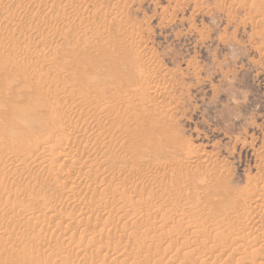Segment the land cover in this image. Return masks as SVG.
<instances>
[{"label": "rangeland", "instance_id": "rangeland-1", "mask_svg": "<svg viewBox=\"0 0 264 264\" xmlns=\"http://www.w3.org/2000/svg\"><path fill=\"white\" fill-rule=\"evenodd\" d=\"M42 3L44 4L41 5ZM66 3L69 6H66ZM0 49V194L4 197L0 196V264H46L44 262H47L48 258L52 259L51 256L54 259L51 261L57 262L55 264H130L132 259L137 258L139 259L133 261L134 264H145V260H149L146 261L147 264H176L179 258L181 263L179 261L177 264H187L192 257L194 259L190 261L191 264H218L224 261L223 264H244L240 259L244 250H251V253L254 250L253 263L250 261L254 264L256 259L264 256V205H259V208L253 205L256 199L261 200V204L264 203V0H0ZM7 51H10L9 54ZM25 64L26 68L30 65L29 69L27 68L29 71L24 68ZM2 66H6L5 70ZM16 69L18 75H14ZM39 72L45 73L40 75ZM37 79L40 84L36 82ZM33 84H39L38 88ZM44 96H48L49 103ZM143 97L148 100L144 98L146 103ZM78 98L82 99L83 104L82 101H77ZM26 101H30L32 105L36 104L34 107L38 110L37 113L41 112L37 115L41 118V127L45 126L39 128L46 129L44 134H47L43 135L42 131L38 130L40 136L36 135L37 139L31 136L32 132L24 134L28 138H24L28 144L21 138L16 140L19 129L14 122L16 117L13 108L22 107ZM37 101L41 105L46 101L47 103L40 106ZM53 101H57V106ZM84 103H87V106ZM93 104L94 106L90 107ZM82 105L86 106V113ZM100 105L103 106L101 112L94 111L97 106L100 108ZM111 106H115L116 110ZM105 107L117 111L116 113L121 112L124 118L119 120L121 113L115 114V111L110 110L108 112ZM51 109L55 110L56 113L53 110V114L58 118L64 114L60 116V121L57 117L54 122V118L51 120ZM103 115H112V120L114 121L115 117L117 121L112 122L110 117L105 118ZM63 118L67 119L64 121ZM10 119L11 123H16V128L14 123L12 124L15 130L12 129ZM78 119L81 121H77ZM102 119L105 120L102 121L103 125ZM91 122L94 123L89 125ZM59 125H62L64 134L58 130L61 128ZM98 125H102V129L105 125L106 128L101 130L99 127L97 130ZM6 126L11 128L6 129ZM80 126L84 129H80ZM49 127H53V130ZM54 131L58 133L53 134ZM33 133L35 135L36 131ZM41 135L45 136L43 139H47L43 140ZM49 135L54 141L57 139L58 144L63 142L65 136V143L57 145L59 148L56 149L57 141L50 142ZM12 139L16 143L11 142ZM47 140L52 144L44 145ZM20 142L24 143L19 144ZM31 145L41 148L38 149L40 152L36 150V146ZM15 147L17 157L14 155ZM50 147L56 150L49 151ZM44 148H47L48 152ZM4 150H10V153ZM58 151L63 152L64 156L68 154V158L53 156ZM31 153H35L39 158ZM49 154H53V157ZM28 155L35 160H31ZM7 156L12 158L13 162ZM1 161L6 162L3 164ZM13 164L14 168L6 167ZM50 172L54 173L55 180H58L63 172L64 176L58 180L59 184L57 182L54 185L56 181L49 177ZM56 173L59 175L56 176ZM46 177H49V181ZM18 186H21V189ZM71 189L75 190L76 195ZM250 190V198L256 197L251 201L249 196L245 197ZM2 192L14 195H9L12 197L9 198ZM70 199L78 203L73 204ZM244 204H248L246 207L250 205L249 209L245 210ZM141 206L148 207L144 215L138 214ZM149 207L153 209L152 212ZM136 212L138 215H135ZM157 212H160V216ZM68 213L75 214V217L72 214L69 216ZM42 214L46 217L41 218ZM126 216L129 219L136 216L137 219L126 221ZM176 216L180 218L177 219ZM120 217L123 220H120ZM230 217L234 219L231 220ZM33 218L40 219L39 221L42 219V223L39 222L41 225L38 226V220L33 221ZM199 218L208 222L200 220L198 223ZM64 219L67 221L63 223ZM212 219L220 221L217 220L216 223ZM136 220L144 222L145 227ZM236 220L238 223H235ZM249 220H254L251 225ZM195 221L197 224L203 222L204 224L200 225H205L209 235L202 234L200 231L205 232L206 229L202 230L204 227L196 226ZM255 221L261 225L254 223ZM128 222H131L132 228ZM148 222L153 224L147 225ZM16 224L21 228L19 231ZM137 224L138 228L142 229L143 226V229L136 231ZM175 225H180L179 229L182 230H175L178 229ZM218 225L222 230L219 228L216 232ZM248 225L249 228L257 230H248ZM53 226L54 229H51ZM225 226L231 231L226 230ZM212 229L214 230L211 231ZM224 231H229V234L223 233ZM232 231L237 232L235 234L238 236L232 234ZM53 232L56 233L53 235L59 234L65 240L60 238L61 236L54 238L56 240L49 239ZM240 232H243L244 236ZM249 232H252L251 235ZM195 233L199 236L194 237ZM151 235L157 241L150 242ZM157 235L163 236L160 241ZM222 235L225 237L220 238ZM209 236L212 238H208ZM1 237L9 240L2 244L4 239ZM230 238L235 239V242L239 239V246L236 244L230 249ZM255 238H258L257 244L254 242L257 241ZM36 239L41 240L39 242ZM145 240L151 244H144ZM192 242L194 246L191 245ZM226 243L228 246L225 247ZM179 245L186 253L181 251L180 254ZM245 247H249V250ZM161 248L165 254L160 252ZM151 249H156V252L159 251L164 257L154 251L149 253ZM196 249L200 251V259L196 257L199 255L197 252L193 255ZM256 249L261 253H256ZM229 251H237L236 254L241 252L232 263L224 260ZM166 253L171 255L170 258ZM204 253L207 258H204ZM186 254L190 257L189 261ZM257 254L261 256L258 255V258ZM210 258H213V261ZM37 259L40 260L39 263ZM203 260L205 261L201 262ZM52 262L48 264H54Z\"/></svg>", "mask_w": 264, "mask_h": 264}, {"label": "bare ground", "instance_id": "bare-ground-1", "mask_svg": "<svg viewBox=\"0 0 264 264\" xmlns=\"http://www.w3.org/2000/svg\"><path fill=\"white\" fill-rule=\"evenodd\" d=\"M17 1H18V0H17ZM62 2H63V1H62ZM57 3H59V2H57ZM43 4H44V3H42L41 5H43ZM54 4H55V3H54ZM54 4H53V5H54ZM67 4H68V3H66V6H67ZM53 5H52V6H53ZM55 5H56V4H55ZM60 5H61V4H60ZM60 5H59V6H60ZM45 6H46V2H45ZM45 6H43V7H45ZM56 6H57V5H56ZM56 6H54V8H55ZM59 6H58V7H59ZM66 6H65V7H66ZM68 6H69V4H68ZM46 7H47V6H46ZM46 7H45V8H46ZM58 7H56V8H58ZM41 8H42V6H41ZM45 8H43V9H45ZM61 8H62V7H61ZM63 9H64V8H63ZM38 10H39V9H38ZM40 12H42V11L40 10ZM9 48H10V47H9ZM27 48H28V47H27ZM12 49H13V47H12ZM16 49H17V48H16ZM28 49H29V48H28ZM35 49H36V48H35ZM8 50H11V49H8ZM0 51H1V49H0ZM13 51H14L13 54H15V50H13ZM17 51H18V49H17ZM17 51H16V52H17ZM19 51H20V50H19ZM19 51H18V52H19ZM34 51H35V50H34ZM36 51H37V50H36ZM7 52H8V51H7ZM7 52H5V53H7ZM9 52H10V51H9ZM9 52H8V54H9ZM27 52H29V51H27ZM19 53H20V52H19ZM37 53H38V52H37ZM37 53H36V54H37ZM0 54H2V53L0 52ZM11 54H12V53H11ZM21 54H22V53H21ZM29 54H30V53H29ZM5 55H6V54H5ZM10 56H11V55H10ZM41 56H42V55H41ZM21 57H22V56H21ZM21 57H19L20 60H21ZM42 57H43V56H42ZM44 57H46V55H45ZM16 58H17V57H16ZM19 58H18V59H19ZM25 58H26V57H25ZM22 59L24 60L23 57H22ZM29 59H30V58H29ZM38 59H40L39 54H38ZM41 59H44V58H41ZM13 60H14V59H13ZM23 60H22V61H23ZM25 60H26V59H25ZM22 61H21V62H22ZM30 61H31V60H30ZM37 61H38V60H37ZM41 61H42V60H41ZM18 62H19V61H18ZM21 62H20V63H21ZM32 62H33V59H32ZM32 62H31V64H32ZM39 62H40V60H39ZM24 63H25V61H24ZM27 63H28V62H27ZM27 63H26V64H27ZM10 64H11V62H10ZM17 64H19V63H17ZM22 64H23V62H22ZM26 64H25L24 68H26ZM28 64H30V63H28ZM31 64H30V65H31ZM2 65H3V64H2ZM11 65H12V64H11ZM23 65H24V64H23ZM30 65H28V67H29ZM6 66H8V65H6ZM6 66H2L3 69H4V67H6ZM12 66H13V65H12ZM15 67H16V66H15ZM17 67H18V66H17ZM19 67L22 68V65H20ZM28 67H27V68H28ZM33 67H34V66H32V68H33ZM8 68H9V66H8ZM27 68H26V70L29 69V68H28V69H27ZM10 69H12V68L10 67ZM19 69H20V68H19ZM19 69H18V70H19ZM4 70H5V69H4ZM32 70H33V69H32ZM32 70H31V71H32ZM6 71H8V70H6ZM24 71H25V70H24ZM28 71H29V70H28ZM28 71H27L26 73H28ZM38 71H39V69H38ZM8 72H9V71H8ZM10 72H12V71H10ZM16 72H18L17 69H16L15 73H16ZM41 72H43V71H41ZM13 73H14V72H13ZM15 73H14V75H18L17 73H16V74H15ZM19 73H20V71H19ZM21 73H22V72H21ZM26 73H25V74H26ZM39 73H40V72H39ZM44 73H45V72H44ZM44 73H43V74L40 73V75H44ZM23 74H24V72H23ZM25 74H24V75H25ZM29 74H30V73H29ZM31 74H32V73H31ZM33 74H34V73H33ZM46 74H47V73H46ZM46 74H45V75H46ZM36 75H37V74L35 73L34 76L36 77ZM19 76H20V74H19ZM21 76H23V75H21ZM30 76H31V75H30ZM26 77H27V74H26ZM32 77H33V76H32ZM44 77H45V76H44ZM28 78H29V77H28ZM33 78H34V77H33ZM33 78H32V79H33ZM38 78H39V77H38ZM35 79H36V78H35ZM43 79H44V78H43ZM37 80H38V79H37ZM40 80H41V79H40ZM32 81H34V80H32ZM28 82H29V81H28ZM36 82L39 83L40 81L38 80V81H36ZM29 84H30V83H29ZM39 84H40V83H39ZM39 84H38V86H39ZM2 85H3V84H2ZM33 85H34V84H33ZM34 86H35V85H34ZM38 86L36 85L35 87L38 88ZM40 86H41V85H40ZM0 87H1V85H0ZM42 87H43V86H42ZM85 95H86V94H85ZM45 96H46V95H45ZM45 96H44V97H45ZM143 96H144V95H143ZM145 96H146V95H145ZM87 97H88V96H87ZM87 97H86V98H87ZM147 97L149 98V96H147ZM45 98H46V97H45ZM84 98H85V96H84ZM84 98H83V99H84ZM144 98H145V100H147V99H146V97H143V101L145 102ZM48 99H49V98H48V96H47L46 100H48ZM80 99H81V98H80ZM42 100H43V99H42ZM85 100L87 101V99H85ZM150 100H151V99H150ZM43 101H44V100H43ZM43 101H42V102H43ZM77 101H82V99L79 100V98H78ZM77 101H76V102H77ZM86 101H85V102H86ZM147 101H148V100H147ZM31 102H33V101H31ZM34 102H36V101H34ZM37 102H38V101H37ZM44 102H45V101H44ZM53 102H54V101H53ZM56 102H57V101H55L54 103H56ZM58 102H59V101H58ZM88 102H89V101H88ZM90 102H92V101H90ZM149 102H150V101H149ZM38 103H40V102H38ZM38 103H37V104H38ZM46 103H47V101H46ZM46 103H45V104L43 103V104L46 105ZM48 103H49V100H48ZM50 103H51V101H50ZM59 103H60V102H59ZM92 103H93V102H92ZM92 103H91V104H92ZM145 103H146V102H145ZM43 104L41 105V103H40L39 105H40V106H43ZM52 104H53V103H52ZM61 104H63V103L61 102ZM61 104H60V105H61ZM65 104H66V103H65ZM65 104H64V105H65ZM67 104H68V103H67ZM67 104H66V105H67ZM76 104H78V103H76ZM81 104H83V101L81 102ZM84 104H85V103H84ZM88 104H89V103H88ZM95 104H96V103H95ZM104 104H105V103H104ZM106 104L109 105V103H106ZM111 104H112V103H111ZM34 105L36 106V104H34ZM34 105H32V104L30 103V101H26L22 107H20V106H19V107H15V106H13V108L15 109V110L13 109V110L15 111V114H14V115H15V117H16V120H15L14 122L17 123V126H18L17 128L19 129V132H17V135H16V140L19 139V138H21V139L24 140V138H27L26 136H24V134H26V133H28V132H30V133L32 132V133H33V132H35V131H36V134L34 135V133H33V135H32V133H31V136H32V137L35 136V138L37 139L38 136L36 137V135H38V134L40 133V132H38V130L43 132V133L41 132V134L47 136V134H44V130H46V129H44V130H43V129L40 130V128H39V127L43 126V124H42V122H41V118H38V117H37V115L40 114L41 112H40V113H37L38 110L36 111ZM39 105H38V107H39ZM48 105H49L50 108H51V105H50V104H48ZM66 105H65V106H66ZM70 105H71V104H70ZM85 105L87 106V103H86ZM89 105H90V104H89ZM89 105H88V106H89ZM17 106H18V105H17ZM53 106H54V105H53ZM56 106H57V103H56ZM56 106H55V107H56ZM68 106H69V105H68ZM86 106L83 107V105H82L83 108H82V107H81V108L83 109V111H84V108H85ZM93 106H94V104L91 105L90 107H93ZM98 106H99V104H98ZM98 106H97V107H98ZM106 106H107V105H106ZM115 106H116V104H115ZM115 106H114V107H115ZM44 107H45V106H44ZM44 107H43V108H44ZM46 107H47V106H46ZM60 107H61V106H60ZM72 107H74V106H72ZM79 107H80V106H79ZM79 107H78V108H79ZM97 107L94 109V111H96V112L99 111L100 109L102 110V107H103V106L100 105V108L98 107L99 109H97ZM114 107L112 108V106H111L112 109H115V110H116V107H115V108H114ZM41 108H42V107H41ZM41 108H39V109H41ZM47 108H48V107H47ZM58 108H59V107H58ZM58 108H57V109H58ZM65 108H67V107H65ZM78 108H77V109H78ZM105 108H106V107H105ZM111 108H108V109L106 108V109H107L108 112H109V110L111 111ZM37 109H38V108H37ZM45 109H46V108H45ZM55 109H56V108H55ZM60 109H61V108H60ZM68 109H69V108H68ZM90 109H91V108H89V110H90ZM51 110H52L51 112H52V114H53V110H54V109H51ZM58 110H59V109H58ZM61 110H62V109H61ZM75 110H76V109H75ZM79 110H80V108H79ZM87 110H88V108H87ZM101 110H100V112H101ZM115 110H113V111H111V112H114ZM39 111H40V110H39ZM68 111H69V110H68ZM85 111H86V109H85ZM85 111H84V112H85ZM94 111H93V112H94ZM54 112H55V110H54ZM59 112H60V110H59ZM70 112H71V111H70ZM72 112H73V110H72ZM78 112H79V111L77 110V113H78ZM91 112H92V110H91ZM96 112H95V113H96ZM106 112H107V111H106ZM116 112H117V111H115V114H120V113H121V112H120V113H116ZM43 113H44V111H43ZM55 113H56V112H55ZM66 113H67V112H66ZM66 113H65V114H66ZM75 113H76V112H75ZM82 113H83V112H82ZM82 113H81V115H82ZM85 113H86V112H85ZM87 113H88V112H87ZM49 114H50V113H49ZM49 114H48V115H49ZM57 114L59 115L60 113H57ZM68 114H69V112H68ZM91 114H92V113H91ZM101 114H102V113H101ZM103 114L108 115V114H106L105 112H103ZM112 114H113V113H112ZM115 114H113V115H115ZM14 115H13V116H14ZM44 115H46V114L44 113ZM50 115H51V114H50ZM61 115H64V114H61ZM61 115H60V116H61ZM70 115H71V114H70ZM73 115H74V114H73ZM76 115H77V114H76ZM76 115H75L74 118H76ZM83 115H84V114H83ZM121 115H123V114L121 113ZM121 115L119 116L120 119H119V117H118L119 120H121V118H124V115H123L122 117H121ZM38 116H39V115H38ZM41 116H42V115H41ZM51 116H52V115H51ZM53 116H54V117H53ZM53 116H52V118H51V120L54 118V119H53V122H54V120H55L56 117H57L58 120L60 119V116H59V118H58V116H55L54 114H53ZM71 116H72V115H71ZM78 116L80 117V115H78ZM84 116H86V115H84ZM84 116H83V118H84ZM97 116H98V115H97ZM103 116H104V115H103ZM117 116H118V115H117ZM117 116H116V117H117ZM44 117H46V116H44ZM87 117H88V116H87ZM87 117H86V118H87ZM94 117H96V116H94ZM100 117H101V116H100ZM104 117H105V118H106V117L109 118L110 115H109V117H108V116H104ZM104 117H102V118H104ZM112 117H113V116L111 115V117H110V118H111V121H112V122H116V121H117V118H116V120H115V117H114V121H113V120H112V119H113ZM68 118H69V117H68ZM70 118H71V117H70ZM72 118H73V117H72ZM80 118H81V117H80ZM83 118H82V119H83ZM88 118H89V117H88ZM91 118H93V117H91ZM97 118H98V117H97ZM105 118H104V119H105ZM110 118H109V119H110ZM39 119H40V120H39ZM45 119H46V118H45ZM45 119L43 118L44 121H47V119H46V120H45ZM63 119H64V118H63ZM63 119H62V120H63ZM65 119H67V118H65ZM65 119H64V121H65ZM100 119H101V118H100ZM104 119L101 120V123H102V121H105V120H106V119H105V120H104ZM10 120H11V121H10V123H11V122H12V119H10ZM43 120H42V121H43ZM69 120H70V119H69ZM98 120H99V119H97V121H98ZM107 120H108V119H107ZM56 121H57V120H56ZM59 121H60V120H59ZM71 121H72V120H71ZM77 121H79V119H78ZM77 121H75V122H77ZM80 121H81V120H80ZM80 121H79V122H80ZM88 121H89V120H88ZM93 121L96 122L94 119H93ZM109 121H110V120H109ZM111 121H110V122H111ZM14 122H13V123H14ZM53 122H52V123H53ZM61 122H62V121H61ZM67 122H68V121H67ZM79 122H78V124H79ZM94 122H91V124H89V123H88V124H89V125H92V123H94ZM98 122H99V121H98ZM106 122L108 123V121H106ZM110 122H109V123H110ZM13 123H11V126L13 127V125H14V127H15V126H16V125H15L16 123H14V124H13ZM46 123H47V122H46ZM46 123H44V124H46ZM58 123H59V122H58ZM63 123H64V122H63ZM69 123H70V122H68V124H69ZM71 123L73 124V121H72ZM82 123H83V122H82ZM12 124H13V125H12ZM48 124H49V123H48ZM53 124H54V123H53ZM68 124H67V125H68ZM72 124H71V125H72ZM76 124H77V123H76ZM76 124H75V125H76ZM98 124H100V123H98ZM7 125H8V124H7ZM9 125H10V124H9ZM65 125H66V123H65ZM71 125H70V127H71ZM82 125H83V124H82ZM102 125H103V123H102ZM102 125H100V126H102ZM105 125H106V124H105ZM105 125H104V126H105ZM108 125H109V124H107V126H108ZM110 125H111V124H110ZM113 125H115V124L113 123ZM11 126H10V127L6 126V129H7V127H8V128H11ZM48 126H49V125H48ZM52 126H53V125H52ZM54 126H55V125H54ZM54 126H53V127H54ZM59 126H60V125H59ZM61 126H62V125H61ZM61 126H60V127H61ZM73 126H74V125H73ZM100 126H99V125L97 126V127H98L97 130L101 128ZM104 126H103V129L106 128V127L104 128ZM14 127H13L12 129H14ZM44 127H45V126H44ZM44 127H41V128H44ZM53 127H51L52 129H51L50 127H49V128H50L51 130H53ZM60 127H59V128H60ZM63 127H64V126H63ZM65 127H66V126H65ZM68 127H69V126H68ZM80 127H82V126H80ZM80 127H78V128H80ZM86 127H87V126H86ZM89 127H90V126H89ZM91 127H92V126H91ZM94 127H95V126H94ZM99 127H100V128H99ZM110 127H111V126H110ZM110 127H109V128H110ZM15 128H16V127H15ZM36 128H37V129H36ZM38 128H39V129H38ZM71 128H72V127H71ZM78 128H77V129H78ZM87 128H88V127H87ZM95 128H96V127H95ZM32 129L35 130V131H32ZM77 129H76V130H77ZM80 129H84V127L80 128ZM103 129L101 128V130H103ZM107 129H108V128H107ZM107 129H106V130H107ZM110 129H112V128H110ZM14 130H15V129H14ZM16 130H17V129H16ZM56 130H57V129H56ZM58 130H59L62 134H64V132H63L64 130L62 129V127H61L60 129H58ZM68 130H69V129H68ZM73 130H75V128H74ZM92 130H94V129L92 128ZM92 130H91V131H92ZM11 131H12V130H11ZM78 131H79V130H78ZM85 131H86V130H85ZM85 131H84V132H85ZM88 131H89V129H88ZM91 131H90V133H91ZM104 131H105V130H104ZM37 132H38V133H37ZM60 132H59V133H60ZM70 132H71V131H70ZM72 132L75 133L74 131H72ZM76 132H77V131H76ZM106 132H107V131H106ZM18 133H19V134H18ZM54 133L56 134V133H58V131H56V132L54 131L53 134H54ZM61 133H60V134H61ZM80 133H81V132H80ZM102 133H103V132H102ZM107 133H108V132H107ZM62 134H61V135H62ZM77 134H79V133H77ZM100 134H101V133H100ZM50 135H52V134H50ZM50 135H49L50 138L48 137V140H51L50 142L53 143L54 139H52V138H53L52 136H54V135H52V136H50ZM69 135H70V133L68 134V136H69ZM94 135H95V132H94ZM102 135H103V134H102ZM17 136H19V137H17ZM20 136H24V137L22 138V137H20ZM39 136H40V134H39ZM41 136H42V135H41ZM44 137H45V136H44ZM44 137L42 136V137H40V138L43 139ZM51 137H52V138H51ZM72 137H73V136H72ZM76 137H77V136H76ZM84 137H85V136H84ZM88 137H90V136H88ZM29 138H30V137H29ZM56 138H57V137H56ZM60 138H61V136H60ZM64 138H65V136L63 137V142L61 141L62 144L65 143V142H64V141H65ZM70 138H71V137H69V139H70ZM73 138H74V137H73ZM0 139H2V137H1ZM21 139H20V141H21ZM46 139H47V137H46L45 139H43V140H46ZM77 139H78V137H77ZM79 139H80V137H79ZM81 139H82V138H81ZM120 139L122 140V138H120ZM25 140H26V139H25ZM25 140H24V141H25ZM27 140H28V138H27ZM27 140H26V141H27ZM48 140H47V142L45 141V142H46L45 144H44L43 141H42L41 144H42V145H43V144H44V145L47 144L46 146H48L49 144H52V143H48ZM66 140H67V139H66ZM83 140H84V138H83ZM18 141H19V140H18ZM26 141H25V142H26ZM31 141H33V140H31ZM31 141H30V142H31ZM36 141H37V140H36ZM38 141H39V139H38ZM55 141H57V139H56ZM55 141H54V142H55ZM86 141H87V139H86ZM88 141H89V140H88ZM11 142H14V140L12 139ZM30 142H29V145H30ZM69 142H70L69 145H71V143H72V142H71V139H70ZM74 142H75V139H74ZM79 142H80V141H79ZM81 142H83V141H81ZM81 142H80V143H81ZM101 142H102V140H101ZM14 143H16V142H14ZM21 143H22V142H20L19 144H21ZM23 143H24V142H23ZM23 143H22V144H23ZM34 143H35V142H34ZM61 143H60V144H61ZM66 143H67V145H68V142H66ZM77 143H78V142H77ZM80 143H78V144H80ZM105 143H106V141H105ZM11 144H12V143H11ZM19 144L17 143L18 147H20ZM25 144H28V141H27V143H25ZM25 144H24V145H25ZM60 144H58V141H57L56 147H57V145L60 146ZM96 144H97V143H96ZM110 144H111V143H109V145H110ZM8 145H9V144H8ZM13 145H14V144H13ZM13 145H12V146H13ZM17 145H16V146H17ZM24 145H23V146H24ZM29 145H28V146H29ZM39 145H40V144H39ZM42 145H41V146H42ZM44 145H43V147H44ZM54 145H55V143H54ZM69 145H68V146H69ZM72 145H73V144H72ZM76 145H77V144H76ZM76 145H75V146H76ZM103 145H104V143H103ZM10 146H11V145H10ZM10 146H9V147H10ZM25 146H26V145H25ZM25 146H24V148H26ZM31 146L33 147L34 145H31ZM31 146H30L29 148H31ZM35 146H36V145H35ZM35 146H34V147H35ZM50 146H53V145H50ZM78 146H79V145H78ZM81 146H82V145H81ZM98 146H100V144H99ZM104 146H105V145H104ZM9 147H7V148L9 149ZM13 147H14V146H13ZM73 147H74V146H73ZM76 147H77V146H76ZM79 147H80V146H79ZM101 147H102V146H101ZM108 147H109V146H108ZM108 147H107V148H108ZM20 148H21V147H20ZM50 148H51V149H50L49 151L52 150V152H53V149H54V151H55V150L58 149L59 147H57L56 149H55L54 147H50ZM96 148H97V147H96ZM104 148H106V147H104ZM4 149H5V148H4ZM13 149H14V148H13ZM16 149H17V148L15 147V149H14L15 151L13 150L14 153L17 151ZM34 149H35V148H33V150H34ZM38 149L40 150L41 148H38V147L36 146V150H37V151H39ZM44 149L46 150L47 148H44ZM63 149H64V148H63ZM67 149H68V148H67ZM77 149H78V148H77ZM80 149H81V147H80ZM10 150H11V149H10ZM10 150H9V151H10ZM24 150H26V149H24ZM28 150H29V149H28ZM64 150H66V149H64ZM101 150H102V149H101ZM103 150H105V149H103ZM2 151H3V150H2ZM4 151H6V150H4ZM9 151H6V152H9ZM11 151H12V150H11ZM29 151H30V150H29ZM46 151L48 152V150H46ZM46 151H42V152H46ZM59 151H60V150H59ZM59 151H58V153H56V154L54 153L55 155H53V154H52V155L55 156V157H58V158L61 157V156H63L64 158H66V157L68 158V154H67L66 152H64V154H67V155L64 156V155H63V152H59ZM62 151H63V150H62ZM67 151H68V150H67ZM71 151H72V150H71ZM78 151H80V150H78ZM35 152H36V151H35ZM39 152H40V151H39ZM75 152H76L75 154L78 153L77 150H76ZM93 152H94V149H93ZM102 152H103V151H102ZM4 153H5V152H4ZM9 153H10V152H9ZM68 153H70V151H68ZM71 153H72V152H71ZM79 153H80V152H79ZM88 153H90V152H88ZM25 154H26V153H25ZM25 154H24V156H25ZM31 154H33V153H31ZM36 154H37V152H36ZM83 154H84V152H83ZM92 154H93V153H92ZM97 154H98V152H97ZM9 155H10V154H9ZM9 155H8V156H9ZM14 155L16 156V155H18V153H15ZM34 155H35V153L33 154V156H34ZM37 155H38V154H37ZM41 155H42V154H41ZM52 155L49 154V156H50L51 158L53 157ZM78 155H79V154H78ZM0 156H1V153H0ZM8 156H7V157H8ZM10 156H12V154H11ZM28 156H29V155H28ZM39 156H40V153H39ZM45 156H46V155H45ZM45 156H44L43 159H45ZM75 156H76V155H75ZM95 156H96V155H95ZM16 157H17V156H16ZM16 157H15V158H16ZM30 157H31V156H29V158H30ZM35 157L39 158V157L36 156V155H35ZM40 157H42V156H40ZM46 157H48V156H46ZM69 157H70V156H69ZM8 158H9V157H8ZM13 158H14V156H13ZM32 158L34 159V157H32ZM32 158H30V159L33 160ZM48 158H49V157H48ZM72 158H73V157H72ZM97 158H98V157H97ZM4 159H7V158H4ZM9 159L12 160V158H9ZM16 159H17V158H16ZM16 159H15V160H16ZM40 159H41V158H40ZM101 159H102V158H101ZM101 159H100V160H101ZM130 159H131V161H132V158H131V157H130ZM34 160H35V159H34ZM46 160H49V159H46ZM66 160H67V159H66ZM66 160H65V162H68V161H66ZM81 160H82V159H81ZM128 160H129V159H128ZM133 160H134V158H133ZM3 161H4V160H3ZM17 161H18V160H17ZM36 161H38V160H36ZM36 161H35V163H36ZM41 161H42V160H41ZM50 161H52V159H50ZM71 161H72V160H71ZM129 161H130V160H129ZM1 162H2V161H1ZM5 162H6V161H5ZM5 162H4V163L2 162V163L5 164ZM7 162H8V161H7ZM10 162H11V161H10ZM12 162H13V160H12ZM12 162H11V163H12ZM18 162H19V161H18ZM18 162H14V163H18ZM42 162H43V161H42ZM65 162H64V163H65ZM69 162H70V161H69ZM11 163H10V164H11ZM46 163H47V162L45 161L44 164H46ZM48 163H50V162L48 161ZM37 164H39V163H37ZM71 164H72V163H71ZM16 165H17V164H16ZM28 165H29V164H28ZM39 165H40V164H39ZM60 165H61V164H60ZM64 165H65V164H64ZM64 165H63V166H64ZM8 166H9V167L12 166V167L14 168L15 165H14V164H13V165H6L7 168H9ZM40 166H42V165H40ZM63 166H62V167H63ZM65 166H66V165H65ZM65 166H64V167H65ZM85 166H86V165H85ZM4 167H5V166H4ZM56 167H57V166H55V168H56ZM58 167H59L58 170H59V172H60V171H61V170H60V166H58ZM86 167H87V166H86ZM13 168H12V170H13ZM17 168H18V167H17ZM23 168H24V167H23ZM80 168H81V167H80ZM1 169H2V168H1ZM21 169H22V168H21ZM63 169H64V168H63ZM63 169H62V170H63ZM14 170H15V169H14ZM14 170H13V171H14ZM17 170H18V169H17ZM58 170H57V172H58ZM5 171H6V170H5ZM10 171H11V170H10ZM63 171H64V170H63ZM21 172H22V171H21ZM48 172H49V171H48ZM51 172H52V171H51ZM51 172H50V173H51ZM53 172H54V171H53ZM6 173H7V172H6ZM18 173H19V171H18ZM41 173H42V172H41ZM43 173H44V172H43ZM50 173H49V174H50ZM19 174H20V173H19ZM47 174H48V173H47ZM51 174H52V173H51ZM51 174H50V175H51ZM56 174H57V173H56ZM8 175H9V174H8ZM38 175H39V174H38ZM45 175H46V173H45ZM45 175H44V178H45ZM50 175H49V177H50V178L52 177V179L55 177L54 173H53L51 176H50ZM58 175H59V174H57L56 176H58ZM62 175H63V172H62ZM62 175H61V176H62ZM40 176H41V175H40ZM46 176H47V175H46ZM61 176H59V177L61 178ZM63 176H64V175H63ZM49 177H48V178L46 177V178L48 179V181H49ZM39 178H41V177H39ZM39 178H38V179H39ZM60 178H58V180H59ZM42 179H43V178H42ZM47 179H45V180H47ZM52 179H51V180H52ZM61 179H62V178H61ZM40 180H41V179H40ZM40 180H39V181H40ZM58 180H55V178H54V181H56L54 185H56L57 182H58L57 184H59V181H60V180H59V181H58ZM151 180H152V179H151ZM41 181H42V180H41ZM41 181H40V182H41ZM54 181H53V182H54ZM153 181H154V180H153ZM35 182H36V181H35ZM43 182H44V181H43ZM43 182H42V183H43ZM46 183H47V182H46ZM49 183H50V182H49ZM51 183H52V182H51ZM60 183H61V182H60ZM40 184H41V183H40ZM119 184H120V183H119ZM121 184H122V183H121ZM22 185H23V184H22ZM37 185H39V184H37ZM50 185H52V184H50ZM60 185H61V184H60ZM23 186H24V185H23ZM119 186H120V185H119ZM121 186H122V185H121ZM124 186H125V185H124ZM18 187L21 189V186H18ZM18 187H16V188H18ZM34 187H35V186H34ZM56 187H57V186H56ZM19 188H18V189H19ZM29 188H30V187H29ZM120 188H122V187H118V189H120ZM122 189H124V188H122ZM253 189H254V188H253ZM71 190H73V192L75 191L74 189H71ZM243 190H244V189H243ZM10 191H11V190H10ZM253 191H254V190H253ZM68 192L70 193L71 191H68ZM242 192H243V191H242ZM245 192H246V191H245ZM245 192H244V193H245ZM251 192H252V191L250 190V192H249L248 195H247V193H245V194L247 195V196H245V197H248L249 195H251V194H250ZM2 193L4 194L5 192H2ZM69 193H67V194H69ZM71 193H72V192H71ZM71 193H70V194H71ZM244 193H243V194H244ZM12 194L14 195V193H12ZM12 194L7 193V195H8V196H7L6 193H5L4 196L6 195L7 197H9V195H12ZM74 194L76 195L75 192H74ZM77 194H78V192H77ZM78 195H79V194H78ZM0 196L3 197L2 194H0ZM68 196H69V195H68ZM253 196H254V195H253ZM71 197H72V196H71ZM251 197H252V195H251ZM3 198H4V197H3ZM9 198H12V197H9ZM73 198H74V197H72V199H73ZM249 198H250V196H249ZM253 198L255 199L256 197L254 196ZM253 198H250V201H251V199H253ZM259 198H260V197H259ZM74 199H75V198H74ZM254 199H253V200H254ZM260 199H261V198H260ZM21 200H22V199H21ZM70 200H71V199H70ZM78 200H79V199H78ZM26 201H27V200H26ZM71 201H72V200H71ZM73 201H74V200H73ZM73 201H72V202H73ZM80 201H81V200H80ZM262 201H263V200H262ZM20 202H21V201H20ZM27 202L29 203V201H27ZM54 202H55V201H54ZM54 202H51V203H54ZM74 203L77 204L78 201L73 202V204H74ZM81 203H82V202H81ZM81 203H80V204H81ZM95 203H96L97 205H99L97 202H95ZM145 203H147V201H146ZM145 203H144L143 205H145ZM191 203H192V201H191ZM197 203H198V202L196 201V204H197ZM19 204H20V203H19ZM54 204H55V203H54ZM57 204H58V203H57ZM96 204H94V205L97 206ZM148 204H149V201H148ZM152 204H154V203H152ZM152 204H151V205H152ZM194 204H195V203H194ZM196 204H195V205H196ZM24 205H25V204H24ZM78 205H79V204H78ZM81 205H82V204H81ZM149 205H150V204H149ZM157 205H158V203H157ZM190 205H191V204H190ZM244 205H245V207H246L248 204H247V205L244 204ZM251 205H252V204H251ZM253 205L258 206V208H259V205L262 206V205H264V203L261 204V200L256 199V200H254V204H253ZM52 206H53V205L51 204L50 207H52ZM54 206H55V205H54ZM56 206H58V205H56ZM74 206H75V205H74ZM76 206H77V205H76ZM76 206H75V207H76ZM79 206H80V205H79ZM79 206H77V207H79ZM147 206H148V205H147ZM147 206H143V207L141 206V207H140V208H141V209H140V212H138V214H139V213H140L141 215L146 214L147 211H148V207H147ZM152 206H153V208H155L154 205H152ZM152 206H151V207H152ZM249 206H250V205H249ZM249 206H248V207H249ZM18 207H19V206H18ZM21 207H22V206H21ZM80 207H81V206H80ZM129 207H130V206H129ZM132 207H133V206H132ZM157 207H158V206H157ZM191 207H192V205H191ZM248 207H246L245 210H246V209H249ZM262 207H263V206H262ZM22 208H23V207H22ZM22 208H21V209H22ZM28 208H29V207H28ZM82 208H83V206H82ZM133 208H134V207H133ZM149 208H150V207H149ZM260 208H261V207H260ZM29 209H30V208H29ZM29 209H26V210H29ZM53 209H54V207H53ZM55 209H56V208H55ZM75 209H77V208H75ZM75 209H73V210H75ZM128 209H129V208H128ZM130 209L132 210L131 207H130ZM150 209H151V208H150ZM160 209H161V208H160ZM241 209H242V208H241ZM250 209H251V208H250ZM253 209H255V208H253ZM18 210H19V209H18ZM26 210H25V211H26ZM84 210H85V209H84ZM84 210H83V211L80 210V211L85 212L86 210H85V211H84ZM152 210H153V209H151L150 211L152 212ZM158 210H159V209H158ZM161 210H162V209H161ZM161 210H159V211H161ZM238 210H240V209H238ZM245 210H244V211H245ZM256 210H257V209H256ZM260 210H262V209H260ZM260 210H259V211H260ZM21 211H22V210H21ZM21 211H20V212L18 211V213H21ZM49 211H50V213H51V212H52V209H50ZM54 211L56 212V210H54ZM54 211H53V212H54ZM75 211H77V210H75ZM75 211H73V212H75ZM150 211H149V212H150ZM242 211H243V209H242ZM73 212H72V213H73ZM86 212H88V211H86ZM154 212H155V211H154ZM240 212H241V211H240ZM245 212H246V211H245ZM245 212H244V213H245ZM27 213H29V212L27 211ZM46 213H47V212H46ZM69 213H70V212H69ZM69 213H68V214H69ZM72 213H71V214H72ZM157 213H158V212H157ZM211 213H212V212H211ZM4 214H5V213H4ZM21 214H23V212H22ZM21 214H20V215H21ZM24 214L26 215V212H24ZM29 214H30V213H29ZM47 214L50 215V216L52 217V215L49 214V212H48ZM47 214H46V215H47ZM52 214H53V213H52ZM55 214H56V213H55ZM71 214H69V216H70ZM138 214H137V212H136L135 215H138ZM148 214H149V213H148ZM148 214H147V215H148ZM150 214H151V213H150ZM158 214H159V216H160V212H159ZM213 214H214V213H213ZM213 214H212V216H213ZM247 214H248V213H247ZM72 215H74V217H75V214H72ZM89 215H90V213H89ZM109 215H110V214H109ZM151 215H153V214H151ZM151 215H150V217H152ZM181 215H182V214H181ZM181 215H179V216H181ZM21 216L24 217V215H21ZM28 216H29V215H28ZM40 216H41V215H40ZM40 216H38V217H40ZM84 216H85V215H84ZM84 216H83V217H84ZM87 216H88V215H87ZM131 216H132V215H131ZM179 216H178V218H180ZM182 216H183V215H182ZM204 216H205V215H204ZM212 216H211V218H212ZM214 216H215V215H214ZM238 216H239V215H238ZM0 217H1V216H0ZM44 217H46V216H44ZM44 217H43V214H42V217H41V218H44ZM64 217H65V214H64ZM109 217H110V216H109ZM127 217H128V216H126V221H127V219H129V218H127ZM164 217H165V216H164ZM184 217H185V215H184ZM208 217H209V216H208ZM21 218H22V217H21ZM54 218H55V217H54ZM54 218H52V219H54ZM60 218H61V217H60ZM90 218H91V217H90ZM120 218H121L120 220H123L122 217H120ZM133 218H136V216H135V217H132V218L130 217L129 221H130L131 219L133 220ZM145 218H146V217H145ZM176 218H177V216H176ZM178 218H177V219H178ZM181 218H182V217H181ZM203 218H204V217H203ZM203 218H202V219L199 218V221L197 220V222L199 223L200 220H201V221L203 220ZM213 218H214V217H213ZM230 218H231V217H230ZM237 218H238V217H237ZM237 218H236V219H237ZM254 218H255V217H254ZM36 219H37V218H36ZM36 219H35V220H36ZM48 219H49V218H48ZM50 219H51V218H50ZM55 219H56V218H55ZM55 219H54V220H55ZM61 219H62V218H61ZM66 219H67V217H66ZM72 219H73V216L71 217V220H72ZM81 219H82V218H81ZM81 219H80V220H81ZM136 219H137V218H136ZM154 219H155V218H154ZM156 219H157V218H156ZM161 219H162V218H161ZM174 219H175V218H174ZM186 219H187V218H185V220H186ZM196 219H198V218H196ZM232 219H234V218L232 217L231 220H232ZM16 220H17V219H16ZM22 220H23V219H22ZM28 220H29V219H28ZM35 220H34V218H33V221H35ZM37 220H38V226H40L41 224H39V222L42 223V219H41V221H39L40 219H37ZM45 220H46V219H45ZM59 220H60V219H59ZM59 220H58V221H59ZM62 220H63V219H62ZM62 220H61V221H62ZM67 220H69V218H68ZM67 220L64 219V221H62V222L64 223V222L67 221ZM84 220H85V219H83V221H84ZM89 220H90V219H89ZM107 220H108V218H107ZM110 220H111V217H110ZM120 220L118 219V223H119ZM138 220H139V219H138ZM138 220H136V221H138ZM157 220H158V219H157ZM180 220H183V219H180ZM180 220L178 221L179 223H180ZM212 220H213V219H212ZM212 220H211V221H212ZM215 220H216V219H215ZM217 220H219V219H217ZM217 220H216V221H217ZM229 220H230V219H229ZM231 220H230V221H231ZM14 221H15V220H14ZM25 221H26V220H25ZM49 221H53V220H49ZM49 221H48V222H49ZM69 221H70V220H69ZM87 221H88V220H87ZM142 221H143V220H142ZM155 221H156V220H155ZM172 221H173V220H172ZM174 221H175V220H174ZM176 221H177V220H176ZM188 221H189V219H188ZM203 221L208 222V221H206V220H203ZM216 221L213 220V222H216ZM219 221H220V220H219ZM234 221H235V220H234ZM234 221H233V222H234ZM238 221H239V220H238ZM249 221H250V220H249ZM251 221H254V220H251ZM251 221H250V222H251ZM9 222H10V221H9ZM48 222H45V223H48ZM84 222H85V221H84ZM84 222H81V224L84 223ZM121 222H124V221H121ZM145 222H146V220H145ZM178 222H177V223H178ZM183 222H185V221L183 220ZM195 222H196V221H195ZM197 222H196V226L198 225V226L201 227L200 224L203 223V222H201L200 224H197ZM209 222H210V221H209ZM228 222H229V221H228ZM241 222H242V221H241ZM256 222H257V221H255L254 223H256ZM16 223H17V222H16ZM31 223H32V221H31ZM33 223H34V222H33ZM43 223H44V222H43ZM126 223H127V222H126ZM128 223H129V222H128ZM138 223H139V224H143L144 222H143V223H140V222L138 221ZM158 223H159V222H158ZM160 223H161V222H160ZM179 223H178V224H179ZM188 223H189V222H188ZM216 223H217V222H216ZM221 223H222L223 225H225L223 222H221ZM235 223H238L237 220H236ZM239 223H240V222H239ZM258 223H259V222H257L256 224H258ZM0 224H1V223H0ZM12 224H14V222H13ZM17 224H18V223H17ZM17 224H16V226L18 227ZM35 224H36V223H35ZM35 224H34V225H35ZM60 224H61V223H60ZM122 224H123V223H122ZM122 224H121V225H122ZM130 224H131V222H130L128 225H130ZM132 224L134 225V223H132ZM144 224H145V223H144ZM144 224H143V226H144ZM148 224L151 225V224H153V223H152V222H151V223L148 222L147 225H148ZM154 224H155V223H154ZM171 224H172V222H171ZM185 224H186V222H185ZM185 224H184V225H185ZM203 224H204V223H203ZM210 224H211V223H210ZM210 224H209V225H210ZM218 224H220V223H218ZM251 224H252V222L250 223V225H251ZM259 224H260V223H259ZM83 225H84V224H83ZM155 225H156V224H155ZM173 225H174V224H173ZM173 225H172V226H173ZM214 225H215V223H214ZM223 225H222V226H223ZM232 225H234V223H233ZM237 225H238V224H237ZM237 225H236V227L238 228L239 225H238V226H237ZM241 225H242V224H241ZM241 225H240V227H241ZM260 225H261V224H260ZM14 226H15V224H14ZM14 226H13V227H14ZM19 226H20V225H19ZM31 226H32V225H31ZM51 226H52V225H51ZM126 226H127V225H126ZM143 226H142V229H143ZM175 226H177V225H175ZM179 226H180V225H179ZM179 226H177L178 229H175V230H177L178 232H180V231L182 230V229H181V230L179 229ZM181 226H182V225H181ZM218 226H219V225H218ZM220 226H221V224H220ZM220 226H219L217 229H215L216 227L214 228V229L216 230V232L218 231V229L220 228ZM252 226H254V225H252ZM255 226H258V225H255ZM32 227H33V226H32ZM127 227H128V226H127ZM129 227L132 228L131 225H130ZM136 227H137V228H135V230H136V229H141V227L138 228V227H139L138 224L136 225ZM144 227H145V226H144ZM147 227H148V226H147ZM147 227H146V228H147ZM151 227H152V226H151ZM153 227H154V225H153ZM173 227H174V226H173ZM203 227H204V229H202V230H205V229H206V228H205V225L202 226L201 228H203ZM225 227H226V226H225ZM230 227H231V226H230ZM242 227H243V226H242ZM250 227H251V226H250ZM259 227H260V226H259ZM36 228H37V227H36ZM148 228H149V227H148ZM148 228H147V229H148ZM170 228H171V227H170ZM180 228H181V227H180ZM183 228H184V227H183ZM190 228H192V227H190ZM193 228H194V227H193ZM207 228H208V227H207ZM228 228H229V227H228ZM232 228H233V227H232ZM237 228H236V229H237ZM248 228H249V225H248L247 229H248ZM251 228L254 229L253 227H251ZM251 228H249V229H251ZM262 228H263V227H262ZM17 229H18V231H19V229H21V228L18 227ZM34 229H35V228H34ZM47 229H48V228H47ZM51 229H54V226H53V228L51 227ZM129 229H130V228H129ZM142 229H141V230H142ZM172 229H173V228H172ZM172 229H171V230H172ZM185 229H187V228H185ZM188 229H189V228H188ZM194 229H196V227H195ZM210 229H211V228H210ZM214 229H212L211 231H213ZM220 229H221V228H220ZM220 229H219V230H220ZM229 229H230V228H229ZM229 229H227V227H226V230H229ZM233 229H234V231H236L235 228H233ZM247 229H246V231H247ZM249 229H248V230H249ZM259 229H260V228H259ZM49 230H50V228H49ZM49 230H47V231H49ZM133 230H134V228H133ZM135 230H134V231H135ZM179 230H180V231H179ZM192 230H193V229H192ZM192 230H191V231H192ZM208 230H209V229H208ZM221 230H222V229H221ZM240 230H241V229H240ZM242 230H243V229H242ZM254 230H257V229H254ZM51 231H52V230H51ZM54 231H55V230H54ZM134 231H133V232H134ZM136 231H137V230H136ZM136 231H135V234H137ZM144 231H146L145 228H144ZM191 231H190V232H191ZM195 231H196V230H195ZM198 231H199V229H198ZM206 231H207V229L205 230V232H204V231H200V232H202V234H203V233L205 234ZM230 231H231V229H230ZM238 231H239V230H238ZM251 231H252V230H251ZM259 231H260V230H259ZM55 232H57V231H55ZM58 232H59V231H58ZM171 232H172V231H171ZM188 232H189V231H188ZM225 232H226V231H224L223 233H225ZM228 232H229V231H228ZM228 232H226V233H228ZM232 232H233V231H232ZM263 232H264V231H263ZM46 233H47V232H46ZM59 233H60V232H59ZM139 233H140V232H139ZM139 233H138V234H139ZM154 233H155V232H154ZM154 233H153V234H154ZM156 233H157V231H156ZM160 233H161V232H160ZM172 233H174V231H173ZM186 233H187V232H186ZM192 233H194V232H192ZM192 233H191V234H192ZM197 233H198V232H197ZM209 233L211 234L212 232L209 231ZM220 233H221V232H220ZM220 233H219V234H220ZM235 233H237V232H235ZM235 233L233 232L232 234H235ZM242 233H243V232H242ZM242 233L240 232L241 235L244 234V233H243V234H242ZM246 233H247V232H246ZM249 233H250V235H251L252 232H249ZM258 233H259V232H258ZM258 233H257V234H258ZM261 233H262V232H260V234H261ZM53 234H56V233L53 232L52 234H50L49 239L52 238V240H53L54 238H57L58 236H59V237L61 236V235H59L58 233H57L58 235H53ZM131 234H132V232H131ZM133 234H134V233H133ZM161 234H162V233H161ZM164 234H165V233H164ZM164 234H163V236H164ZM166 234H167V233H166ZM175 234H178V233H175ZM200 234H201V233H200ZM206 234H207V233H206ZM206 234H205V235H206ZM213 234H214V232H213ZM228 234H229V233H228ZM228 234H227V235H228ZM232 234L230 233V237H232ZM240 234H239V235H240ZM255 234H256V232H255ZM167 235H168V234H167ZM167 235H166V236H167ZM169 235H170V233H169ZM189 235H190V234H189ZM193 235H194V237H195V235H196V236H199V235L196 234V233L193 234ZM207 235H209V234H207ZM217 235H218V234H217ZM224 235H225V234H224ZM224 235L220 236V238H223ZM227 235H226V236H227ZM235 235L238 236V234H235ZM235 235H233V236H235ZM250 235H249V236H250ZM258 235H259V234H258ZM2 236H3V235H2ZM6 236H7V235H6ZM6 236H5V237H6ZM133 236H134V235H133ZM151 236H152V235H151ZM155 236H156V235H155ZM157 236H158V235H157ZM163 236H162V237H163ZM212 236H213V235H212ZM215 236H216V235H215ZM215 236H213V237H215ZM243 236H244V235H243ZM246 236H247V235H246ZM249 236H248V237H249ZM252 236H254V235H252ZM252 236H250V237H252ZM255 236H256V235H255ZM259 236H260V235H259ZM259 236H258V238H259V240H260L261 238H260ZM261 236H262V238H263V235H262V234H261ZM3 237H4V236H3ZM7 237H8V236H7ZM118 237H119V236H118ZM120 237H121V236H120ZM143 237H144V236H143ZM147 237H148V236H147ZM149 237H150V236H149ZM158 237H159V241H160V238H162V237H160V236H158ZM187 237H188V236H187ZM187 237H186V238H187ZM205 237H207V236H205ZM224 237H225V236H224ZM256 237H257V236H256ZM1 238H2V237H1ZM8 238H9V237H8ZM8 238H7V239H6V238H5V239L2 238V239L5 240V241H4V240L1 241L2 244H5V242L9 240ZM37 238H38V236H37ZM60 238H63V237L61 236ZM122 238H123V236H122ZM152 238H153V236H152ZM152 238H150V240H151L150 242H152V240H154V238H153V239H152ZM164 238H165V236H164ZM184 238H185V237H184ZM186 238H185V239H186ZM208 238H210V236H209ZM211 238H212V237H211ZM211 238H210V239H211ZM228 238H229V237H228ZM234 238H235V237H234ZM258 238H255V239H257V241H256V240H255V241L253 240L254 242H256V244H257V242H258ZM34 239H35V238H34ZM63 239H64V238H63ZM63 239H62V240H63ZM120 239H121V238H120ZM124 239H125V238H124ZM182 239H183V238H182ZM185 239H184V241H185ZM231 239H232V238H230V240H231ZM36 240H38V239H36ZM40 240H41V239H39L38 241L40 242ZM54 240H56V239H54ZM59 240H60V239H59ZM64 240H65V239H64ZM122 240H123V239H122ZM146 240L148 241V239H146ZM146 240L143 242L144 244H147V245H148V244H151V243H146ZM163 240H164V239H163ZM223 240H225V238H224ZM226 240H227V238H226ZM230 240H229V241H230ZM234 240H235V239H234ZM234 240H231L230 242H228V244H230L229 248H230L231 246H232V247L235 246L238 242H240L239 239H238L237 242H235ZM247 240H248V239H246V242H247ZM249 240H250V239H249ZM3 241H4V243H3ZM38 241H37V242H38ZM154 241H157L156 238H155ZM29 242H30V241H29ZM34 242H35V241H34ZM50 242H52V241L50 240ZM56 242H57V241H56ZM161 242H162V240H161ZM163 242H164V241H163ZM163 242H162V243H163ZM189 242L191 243V241H189ZM189 242H186V244H187V243L189 244ZM224 242H225V241H224ZM244 242H245V241H243V243H244ZM246 242H245V243H246ZM31 243L34 244L32 241H31ZM153 243H154V242H153ZM162 243H161V245L164 244V243H163V244H162ZM183 243H185V242H183ZM243 243H242V244H243ZM157 244H158V243H157ZM224 244H225V243H224ZM226 244H227V243H226ZM228 244L225 245V247L228 246ZM239 244H240V243H239ZM253 244H255V243H253ZM253 244H252V245H253ZM35 245H37L36 242H35ZM153 245H154V244H153ZM181 245H182V244H181ZM191 245H193V242H192ZM191 245H189V249H190V251H191V249H192V248H190ZM237 245H238V244H237ZM240 245H241V244H240ZM249 245H250V244H249ZM142 246H143V244H142ZM158 246H159V245H158ZM158 246H157V247H158ZM179 246H180V245H179ZM182 246H183V245H182ZM193 246H194V245H193ZM193 246H192V247H193ZM213 246H214V245H213ZM213 246H212V247H213ZM238 246H239V245H238ZM241 246H242V245H241ZM246 246H248V245H246ZM140 247H141V246H140ZM146 247H147V246H146ZM148 247H149V246H148ZM153 247H154V246H152V248H153ZM159 247H160V246H159ZM159 247H158V248H159ZM184 247H185V246H184ZM186 247H188V245H187ZM186 247H185V248H186ZM196 247H198V246H196ZM196 247H195V248H196ZM199 247L201 248V246H199ZM205 247H206V246H205ZM243 247H244V246H243ZM249 247H250V246H249ZM249 247H248V248H249ZM78 248H79V247H78ZM141 248H142V247H141ZM143 248L145 249V247H143ZM150 248H151V247H150ZM154 248H155V247H154ZM180 248L182 249L181 246H180ZM185 248H184V249H185ZM200 248H198V249H200ZM202 248H203V247H202ZM209 248H210V250H211V246H210ZM213 248H214V247H213ZM234 248H235V247H234ZM241 248H242V247H241ZM245 248H246V247H245ZM248 248H246V250H247ZM254 248H256V247H254ZM163 249H164V248H163ZM181 249H180V254L182 253L181 251H184L183 249H182V250H181ZM186 249H187V248H186ZM214 249H215V248H214ZM230 249H231V248H230ZM242 249H243V248H242ZM242 249H240V251H242ZM250 249H251V247H250ZM140 250H141V249H140ZM165 250H166V248H165ZM165 250H163V251H165ZM178 250H179V248L177 249V251H178ZM193 250H194V249H193ZM200 250H201V249H200ZM206 250L208 251V249H206ZM210 250H209V252H210ZM232 250H233V248H232ZM235 250L239 251L238 249H235ZM243 250H244V249H243ZM248 250H249V249H248ZM248 250H247V251H248ZM151 251H154V250L151 249V250L149 251V253H150ZM175 251H176V250H175ZM214 251H215V250H214ZM216 251H217V250H216ZM237 251H231V252L229 251L230 253H227L228 255L226 256V258L224 257V258H225L224 260H226V261H228V262H231V261L233 262V260L235 259L236 255L238 256V254L241 253V252H240V253L236 254ZM250 251H251V250H249V252H246V251L244 250L245 253H244V252L242 253V254H244V255H243L242 258H240V259H242V261L244 262V264H245L247 261H249V262L251 261V262H252V258H253V256H254V255H253L254 250H253L252 253H251ZM256 251H257V249L255 250V252H256ZM142 252H145V251L142 250ZM146 252H148V251H146ZM154 252H155V253H158L159 251L156 252V249H155ZM160 252H162V248H161V251H160ZM173 252H174V251H173ZM192 252H193V251H192ZM196 252H197L198 254L200 253V251H199V250L197 251V249H196L195 254H193V255H196ZM209 252H207V253H209ZM162 253H163V252H162ZM184 253H186V252L184 251ZM212 253H215V252H212ZM216 253L218 254V251H217ZM216 253H215V254H216ZM256 253H259V254H260L261 252L257 251ZM263 253H264V252H262V254H263ZM22 254H24V252L21 253V256H22ZM25 254H26V253H25ZM52 254H53V253H52ZM112 254H113V253H112ZM145 254H146V253H145ZM158 254L160 255L161 253H158ZM163 254H165V253H163ZM166 254H167V256H168V253H166ZM172 254H174V253H172ZM180 254H178V255H180ZM187 254H188V252H187ZM187 254H186V258H187V260L189 261L190 257L188 258ZM190 254H191V253H190ZM210 254H211V253H210ZM217 254H216V255H217ZM259 254H257V256H258ZM115 255H116V252H115ZM147 255H148V253H147ZM150 255H151V254H150ZM161 255H162V254H161ZM204 255H205V253H204ZM211 255H212V257H213V254H211ZM24 256H25V255H24ZM26 256H28V255H26ZM48 256H49V255H48ZM120 256H122V255H120ZM124 256H125V255H124ZM170 256H171V255L169 254L168 257L170 258ZM174 256L176 257V254H175ZM183 256H184V255H183ZM201 256H202L201 258H203V255H201ZM206 256H207V255H205L204 258H205ZM240 256H241V255H240ZM257 256L255 255V258H254V259H256ZM259 256H261V255H259ZM259 256H258V258H259ZM49 257H50V256H49ZM51 257H52V259H53V256H51ZM125 257H126V256H125ZM161 257H164V255H162ZM168 257H166V258H168ZM172 257H173V256H172ZM196 257H197L198 259H200V258H199V257H200V254H199V255H196ZM208 257H211V256H208ZM47 258H48V257H47ZM126 258H130V257H126ZM131 258H132V257H131ZM133 258H134V257H133ZM135 258H136V256H135ZM186 258H185V259H186ZM192 258L194 259V257H192ZM192 258H191V260H193ZM204 258H203V259H204ZM206 258H207V257H206ZM213 258H214V257H213ZM213 258H212V259H213ZM236 258H237V257H236ZM52 259L50 258V260H49V258H48L47 260H48V261H51ZM84 259H85V258H84ZM84 259H83V260L81 259V260L84 261ZM124 259H125V258H124ZM138 259H139V258H137L136 260H138ZM140 259H141V258H140ZM142 259H143V258H142ZM144 259H146V257H145ZM177 259H178V258H177ZM210 259H211V258H210ZM212 259H211V260H212ZM240 259H237V260L240 261ZM254 259H253V261H254ZM53 260H54V259H53ZM53 260H52V261H53ZM127 260H129V259H127ZM130 260H131V259H130ZM132 260H133V261H136L135 259H132ZM162 260H164V259L162 258ZM173 260H174V258H173ZM175 260H176V259H175ZM191 260H190V261H191ZM201 260H202V259H201ZM205 260H206V259H205ZM205 260H203V261H201V262H204ZM208 260H209V258H208ZM208 260H207V261H208ZM211 260H210V261H211ZM237 260H236L235 263L238 262ZM258 260H259V261H258ZM38 261H40V260L37 259V262H38ZM48 261H47V262H44V263L48 264V263H51V262H52V261H51V262H48ZM86 261H87V258H86ZM86 261H85V262H86ZM133 261L131 262L132 264H134ZM139 261H140V260H139ZM146 261H147V260H145V262H144L145 264H147V262H149V260H148L147 262H146ZM160 261H161V260H160ZM169 261H170V259H169ZM177 261L179 262V261H180V258H179V260H177ZM177 261H176V262H177ZM190 261L187 262V264H191L192 261H191V262H190ZM196 261H199V260H196ZM212 261H213V260H212ZM212 261H211V262H212ZM216 261H217V260H216ZM220 261H222V260H220ZM242 261H240V263H241ZM257 261H258V262H257ZM37 262H36V263H37ZM128 262H129V261H128ZM171 262L176 263L175 261H171ZM171 262H169V263H171ZM178 262H177V263H178ZM183 262H184V261H183ZM183 262H182V263H183ZM232 262H231V263H232ZM251 262H250V263H251ZM38 263H39V262H38ZM52 263H54V262H52ZM55 263H57V262L55 261ZM55 263H54V264H55ZM82 263L84 264V262H82ZM87 263H88V261H87ZM131 263H130V264H131ZM150 263H151V262H150ZM177 263H176V264H177ZM180 263H181V261H180ZM193 263H194V261H193ZM195 263H198V262H195ZM204 263L206 264V262H204ZM219 263H222V262H219ZM219 263H218V264H219ZM223 263H225V261H224ZM223 263H222V264H223ZM250 263H246V264H250ZM252 263H253V262H252ZM252 263H251V264H252ZM58 264H59V262H58ZM62 264H64V263H62ZM103 264H104V263H103ZM135 264H136V263H135ZM137 264H138V263H137ZM139 264H140V263H139ZM142 264H143V263H142ZM154 264H155V262H154ZM158 264H159V262H158ZM183 264H185V263H183ZM200 264H201V263H200ZM211 264H212V263H211ZM214 264H216V263H214ZM226 264H227V263H226ZM232 264H234V262H233ZM254 264H264V256H261L260 259H256Z\"/></svg>", "mask_w": 264, "mask_h": 264}]
</instances>
